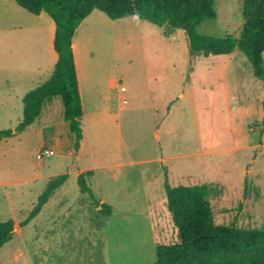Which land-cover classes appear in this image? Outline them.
<instances>
[{"label":"rangeland","instance_id":"rangeland-1","mask_svg":"<svg viewBox=\"0 0 264 264\" xmlns=\"http://www.w3.org/2000/svg\"><path fill=\"white\" fill-rule=\"evenodd\" d=\"M9 3L15 29L0 34V45L28 52L34 29L42 27L37 43L47 46L51 20ZM213 9L215 20L203 21L195 32L237 38L241 0H213ZM77 33L85 39L80 49L91 56L83 68L80 158L57 99L53 121L37 127L35 121L27 135L0 139V222L11 220L14 229L0 248V264H154V245L175 242L164 172L170 187H210L215 225H264V82L252 77L246 58L234 50L190 60L182 31L130 17L111 21L97 10ZM32 59L23 58L11 75L0 69V131L15 128L22 96L48 79L27 68ZM262 62L264 69V51ZM66 165L70 176L59 188L70 209H53L50 196L32 222L19 228L46 182ZM79 168H90L86 185L93 199L110 206L107 221L83 208L95 203L78 191Z\"/></svg>","mask_w":264,"mask_h":264},{"label":"trees","instance_id":"trees-1","mask_svg":"<svg viewBox=\"0 0 264 264\" xmlns=\"http://www.w3.org/2000/svg\"><path fill=\"white\" fill-rule=\"evenodd\" d=\"M26 14L44 13L53 23L52 49L56 54L49 78L22 98L21 120L11 130L0 131V139L23 132L39 116L45 101L58 98L62 120L73 137V151L81 140V107L71 53L74 30L91 11L101 12L114 21L139 13L141 21L155 27L180 30L186 39L188 59L199 55L241 53L251 68L252 77L264 82V0H241L243 21L237 38L229 35L207 37L195 32L203 21L215 20L213 0H11ZM90 172L75 177L80 194L93 199L86 185ZM60 174L46 182L35 205L17 226L22 228L34 218L52 193L66 180ZM162 189L165 210L175 232L172 244L153 247L154 264H264V225L257 229H238L233 224L215 225L209 204L210 187L206 184L170 187L163 174ZM98 214L109 215V207L100 204ZM11 220L0 222V248L12 236Z\"/></svg>","mask_w":264,"mask_h":264},{"label":"crops","instance_id":"crops-1","mask_svg":"<svg viewBox=\"0 0 264 264\" xmlns=\"http://www.w3.org/2000/svg\"><path fill=\"white\" fill-rule=\"evenodd\" d=\"M9 2H12V1L11 0H0V32H1L0 34H2V35H8L11 32V30L15 29L14 27L12 28V26H11V17L9 16L10 12H8V11L12 10V9H11V5H10L11 3H9ZM5 8H6V10H4ZM38 16H34V17H38ZM130 18H132V17H130ZM84 20H82V22L74 30V33H73V36H72V39H71L72 60H73V65H74L75 78H76L77 90H78V95H79V100H80V107H81V118H80V121L82 120L83 115H84L83 114L84 113L83 112V105H82V91H83L82 88L86 84V80H85L86 74L84 75L83 68L88 67L89 66V62H91V58H90L91 56H89L90 53L89 54L87 53V55H86V53H84V50L80 49V48H82V46H85V44H84L85 39L80 41L79 39H81V38H79L80 37L79 33H77V32H79V28H81V24H83ZM85 31H86V29L84 28L80 32H82V34H84ZM53 32H54V26L53 25L52 26H48V29H47V46L44 47L41 42L37 43L38 36L40 37L41 35H43L42 27H40L38 29V31H37V29H34L33 37H30V39L34 41V44L31 45V46H28V48H29L28 52L25 51V50H21L20 51V50H18L20 48L19 46H11L8 43L5 46H3L4 44L0 45V61H2V62L6 61L7 62V65L2 63L3 67L0 66V69H2L3 71L4 70L7 71L8 74L11 75L12 73L14 74V73L20 71L21 68L19 66L21 65V62H22L23 58H25V59L29 58L30 60H33L32 58H34V60H35V63L33 64L34 66H29L27 68H29L31 70L34 69L38 73H39V70L42 71L43 73L42 74L40 73V76H39V77H42V79L44 77H48L49 78V76H50V74L52 72V69H53V65H54V63L56 61V54L54 53V51L52 49ZM12 52L24 53V54L23 55H21V54L13 55ZM42 59H43V62H41ZM12 63H14V65L16 63H18V66H14L12 68L11 67ZM10 77H11V80H10L11 83L16 82V80L13 79V77H16V76H13V77L10 76ZM54 99L58 100V98H52V99H50L48 101H45L43 103V105L41 106V109H40L39 116L35 120L36 123L34 121L31 125H29L19 135H21V136L27 135L28 132L33 127L34 123H35L34 126L37 127V126H39V124H46V123H50L51 121H53V118H54L53 117V112H54V109H55V111L57 110V106H58L57 101H55ZM21 110H22V108H21ZM61 115H62V108H61V114L59 116H61ZM61 118H62V116H61ZM83 142H84V135L82 134L81 140L79 141L78 149L74 152L76 154V158L78 160L80 158ZM38 163L40 165L43 164L41 162V160H38ZM89 169L90 168H79V169L76 170V172H75L76 174H74V176L76 177L79 173L90 172ZM69 170H70V165H66L64 167V172H62L63 174H66V176H67L64 183H66L68 181V178L70 176ZM29 181L32 182L31 184H33V182H34L32 180V178H30ZM60 188L55 190L52 193V195H51L52 198H53V201H55V203L53 202L54 204H53L52 208L53 209H59L61 211H65L66 212V211H68L70 209L71 205L68 204V202H66L65 199H63V197L61 198V196H63V195H61L62 191H60ZM97 200H98V204L99 205L100 204H105V202H104V200L102 198L101 199L99 198ZM85 204L86 205L83 208H85L87 212H91L92 210H94V211L98 210V209H96V207L92 206L89 203H85ZM43 207H44V205L42 206V208ZM108 207H109V215L106 216V217H103L104 221H107L112 216V210H111L110 206H108ZM39 213H40V211L38 212V214ZM34 218H32L28 222V224L30 222H32V220ZM90 218H91V216H89L88 219H90ZM92 218H94V217L92 216ZM26 226L22 227L21 229H24ZM101 226H102V224H101ZM19 237L22 238V234H20Z\"/></svg>","mask_w":264,"mask_h":264},{"label":"clouds","instance_id":"clouds-1","mask_svg":"<svg viewBox=\"0 0 264 264\" xmlns=\"http://www.w3.org/2000/svg\"><path fill=\"white\" fill-rule=\"evenodd\" d=\"M132 19H133L134 21H136L137 23L141 22V17H140V14H139L138 12L132 14Z\"/></svg>","mask_w":264,"mask_h":264},{"label":"built area","instance_id":"built-area-1","mask_svg":"<svg viewBox=\"0 0 264 264\" xmlns=\"http://www.w3.org/2000/svg\"><path fill=\"white\" fill-rule=\"evenodd\" d=\"M121 90H122V88H121ZM42 154H44V155H51L52 153H51V151H43ZM37 159H40V156L39 155H37Z\"/></svg>","mask_w":264,"mask_h":264},{"label":"water","instance_id":"water-1","mask_svg":"<svg viewBox=\"0 0 264 264\" xmlns=\"http://www.w3.org/2000/svg\"><path fill=\"white\" fill-rule=\"evenodd\" d=\"M98 209H100V206L98 207ZM14 229H12V231H13Z\"/></svg>","mask_w":264,"mask_h":264}]
</instances>
